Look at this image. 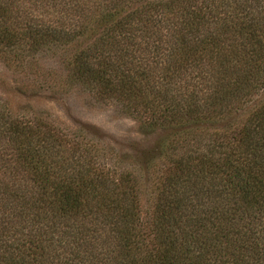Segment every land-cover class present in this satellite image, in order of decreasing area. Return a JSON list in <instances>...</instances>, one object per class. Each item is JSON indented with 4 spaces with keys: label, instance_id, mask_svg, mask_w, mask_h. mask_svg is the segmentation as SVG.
<instances>
[{
    "label": "trees",
    "instance_id": "trees-1",
    "mask_svg": "<svg viewBox=\"0 0 264 264\" xmlns=\"http://www.w3.org/2000/svg\"><path fill=\"white\" fill-rule=\"evenodd\" d=\"M0 60L165 133L0 97V264H264V0H0Z\"/></svg>",
    "mask_w": 264,
    "mask_h": 264
},
{
    "label": "rangeland",
    "instance_id": "rangeland-1",
    "mask_svg": "<svg viewBox=\"0 0 264 264\" xmlns=\"http://www.w3.org/2000/svg\"><path fill=\"white\" fill-rule=\"evenodd\" d=\"M21 79L0 60V97L7 100L12 108L28 106L35 111H44L72 131L82 126L89 127L102 135L108 146L120 153L130 154L132 148H152L165 136L161 131L144 133L139 123L121 113L116 105L96 103L81 92H73L63 100L49 99L47 94L36 97L21 95L16 91L22 87Z\"/></svg>",
    "mask_w": 264,
    "mask_h": 264
}]
</instances>
